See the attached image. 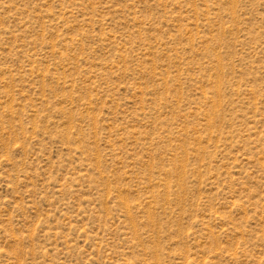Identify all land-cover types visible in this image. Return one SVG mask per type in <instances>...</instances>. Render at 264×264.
<instances>
[{
    "label": "rangeland",
    "instance_id": "1",
    "mask_svg": "<svg viewBox=\"0 0 264 264\" xmlns=\"http://www.w3.org/2000/svg\"><path fill=\"white\" fill-rule=\"evenodd\" d=\"M0 264H264V0H0Z\"/></svg>",
    "mask_w": 264,
    "mask_h": 264
}]
</instances>
